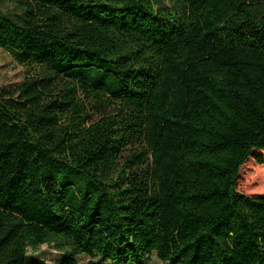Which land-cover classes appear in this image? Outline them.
Wrapping results in <instances>:
<instances>
[{"label": "trees", "instance_id": "trees-1", "mask_svg": "<svg viewBox=\"0 0 264 264\" xmlns=\"http://www.w3.org/2000/svg\"><path fill=\"white\" fill-rule=\"evenodd\" d=\"M0 49V264H264V0H0Z\"/></svg>", "mask_w": 264, "mask_h": 264}, {"label": "rangeland", "instance_id": "rangeland-1", "mask_svg": "<svg viewBox=\"0 0 264 264\" xmlns=\"http://www.w3.org/2000/svg\"><path fill=\"white\" fill-rule=\"evenodd\" d=\"M26 75V69L18 65L12 56L0 49V86L12 87L19 84ZM262 161V164H258ZM237 191L251 197H264V153L253 152L239 171ZM29 261L39 259L45 264H57L64 258L61 253L55 252L48 246H41L37 250L28 249ZM90 259L84 255L78 256L80 264H86ZM101 264H114L110 261H102L99 258L93 260ZM142 264H166L160 261L155 254L149 256Z\"/></svg>", "mask_w": 264, "mask_h": 264}]
</instances>
